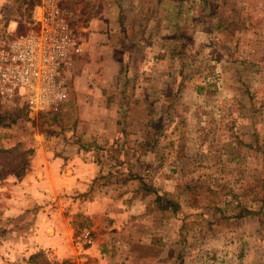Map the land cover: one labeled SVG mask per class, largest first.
I'll return each mask as SVG.
<instances>
[{
  "label": "rangeland",
  "instance_id": "obj_1",
  "mask_svg": "<svg viewBox=\"0 0 264 264\" xmlns=\"http://www.w3.org/2000/svg\"><path fill=\"white\" fill-rule=\"evenodd\" d=\"M31 2L2 4L18 24L0 40ZM64 6L80 44L61 109L0 100V182L57 165L70 240L35 264H264V0Z\"/></svg>",
  "mask_w": 264,
  "mask_h": 264
},
{
  "label": "built area",
  "instance_id": "obj_2",
  "mask_svg": "<svg viewBox=\"0 0 264 264\" xmlns=\"http://www.w3.org/2000/svg\"><path fill=\"white\" fill-rule=\"evenodd\" d=\"M64 3L34 0L25 22L26 33H10L0 40L2 102L19 101L30 114L56 113L65 103V81L80 38L73 14ZM87 237L88 233L82 235Z\"/></svg>",
  "mask_w": 264,
  "mask_h": 264
},
{
  "label": "crops",
  "instance_id": "obj_3",
  "mask_svg": "<svg viewBox=\"0 0 264 264\" xmlns=\"http://www.w3.org/2000/svg\"><path fill=\"white\" fill-rule=\"evenodd\" d=\"M5 1L0 0V15ZM17 24L6 19L0 28L10 30ZM56 168L54 160L38 154L26 178L0 182V264H29L28 258L42 250L54 254L66 250L63 241L68 242L70 234L60 229L61 211L53 198Z\"/></svg>",
  "mask_w": 264,
  "mask_h": 264
},
{
  "label": "trees",
  "instance_id": "obj_4",
  "mask_svg": "<svg viewBox=\"0 0 264 264\" xmlns=\"http://www.w3.org/2000/svg\"><path fill=\"white\" fill-rule=\"evenodd\" d=\"M32 4L34 3V0H32V2H31ZM12 150L10 149V150H0V154L3 152H5V153H10ZM23 162V161H22ZM21 162V164H20V167H18V169H16V170H10L9 172H8V174H13V175H15V177H16V179L17 180H21V178H22V176L25 174V172H26V167H28V165H27V163L26 162H23L22 163ZM0 179H1V177H0ZM158 201H159V198L157 199ZM40 254H41V252L40 253H36V254H33V255H31L29 258H28V263L29 264H35V262H36V259L40 256Z\"/></svg>",
  "mask_w": 264,
  "mask_h": 264
}]
</instances>
